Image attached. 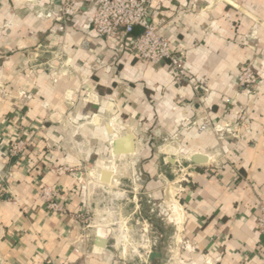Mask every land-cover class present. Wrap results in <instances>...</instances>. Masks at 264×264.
<instances>
[{
	"label": "crops",
	"instance_id": "crops-1",
	"mask_svg": "<svg viewBox=\"0 0 264 264\" xmlns=\"http://www.w3.org/2000/svg\"><path fill=\"white\" fill-rule=\"evenodd\" d=\"M61 2L0 0V264H124L130 223L155 213L179 264H264V0H155L197 90L98 36L94 4L60 30ZM247 64L250 90L238 85ZM19 139L25 152L8 156Z\"/></svg>",
	"mask_w": 264,
	"mask_h": 264
},
{
	"label": "built area",
	"instance_id": "built-area-1",
	"mask_svg": "<svg viewBox=\"0 0 264 264\" xmlns=\"http://www.w3.org/2000/svg\"><path fill=\"white\" fill-rule=\"evenodd\" d=\"M154 2L155 0H62L57 21L64 24V27H59L62 30L68 25L69 17L76 5L94 4L91 25L98 36L111 41L115 48L126 57H134L153 66L168 64L177 83L186 81L193 84V79L186 71L185 53L177 50L172 42L160 33L158 25L153 22L157 15L153 9ZM136 28L142 29V33L137 36L134 35ZM257 82V76L251 64L245 65L238 77L239 87L250 90L257 85ZM194 89L197 90L198 87L194 85ZM236 121L245 124L248 118L242 114ZM210 128V123L206 121L199 126V131L204 132ZM26 148L27 142L19 139L8 148L7 154L10 157H18L25 152ZM69 171L68 168L52 169L57 176H63ZM183 178L187 179L186 173H183ZM3 193H5V188L0 185V201ZM40 196L49 211L53 213L65 211L58 192L53 188L45 187L41 190ZM257 231L264 236L263 203L259 204Z\"/></svg>",
	"mask_w": 264,
	"mask_h": 264
},
{
	"label": "rangeland",
	"instance_id": "rangeland-1",
	"mask_svg": "<svg viewBox=\"0 0 264 264\" xmlns=\"http://www.w3.org/2000/svg\"><path fill=\"white\" fill-rule=\"evenodd\" d=\"M148 213L147 211L143 215ZM159 220L158 214L155 213L151 216L150 224L144 221L138 223L137 219L134 223H130L135 226V235H133V242H131L132 246H129L126 240L122 243L125 245L120 253L123 255L124 264H179L178 251H176L179 245L178 240L169 238V235H173V229L164 226ZM162 230H166L165 238L159 237ZM152 247L155 250L152 252L160 254L161 258L149 260L150 254L148 252Z\"/></svg>",
	"mask_w": 264,
	"mask_h": 264
},
{
	"label": "water",
	"instance_id": "water-1",
	"mask_svg": "<svg viewBox=\"0 0 264 264\" xmlns=\"http://www.w3.org/2000/svg\"><path fill=\"white\" fill-rule=\"evenodd\" d=\"M128 138H129V139H128ZM128 138H126V139L130 140V137H128ZM118 145H119V140H117V141L114 142L115 153H116V154H120V151L118 150ZM131 152H132V147H131V144H130V148H129L126 152H124V153L129 154V153H131ZM108 176H109V173H108V172H104V173H103V178H104L105 181H107ZM99 241H100V243H99L98 251L101 250V248L104 246V244H105V242H106L105 240H101V239H100ZM155 258H161V255L158 254V253H156V252H152V253L150 254V256H149V260L152 261V260L155 259Z\"/></svg>",
	"mask_w": 264,
	"mask_h": 264
},
{
	"label": "bare ground",
	"instance_id": "bare-ground-1",
	"mask_svg": "<svg viewBox=\"0 0 264 264\" xmlns=\"http://www.w3.org/2000/svg\"><path fill=\"white\" fill-rule=\"evenodd\" d=\"M109 179V176H108V178H107V180ZM105 181V180H104Z\"/></svg>",
	"mask_w": 264,
	"mask_h": 264
}]
</instances>
